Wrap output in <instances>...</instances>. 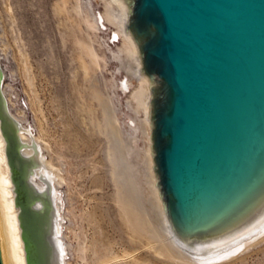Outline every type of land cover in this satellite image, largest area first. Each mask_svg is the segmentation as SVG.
<instances>
[{
    "label": "water",
    "instance_id": "obj_1",
    "mask_svg": "<svg viewBox=\"0 0 264 264\" xmlns=\"http://www.w3.org/2000/svg\"><path fill=\"white\" fill-rule=\"evenodd\" d=\"M89 3L165 241L194 263L263 244L264 0Z\"/></svg>",
    "mask_w": 264,
    "mask_h": 264
},
{
    "label": "rangeland",
    "instance_id": "obj_2",
    "mask_svg": "<svg viewBox=\"0 0 264 264\" xmlns=\"http://www.w3.org/2000/svg\"><path fill=\"white\" fill-rule=\"evenodd\" d=\"M63 1L0 0V90L6 111L19 129L27 131L26 144L58 168L57 180L65 178L57 186L54 172L42 168L39 182L44 186L39 188L32 179L38 178L37 166H42L36 156H28V182L50 202L48 235L55 232L56 214L64 264L103 260H108L106 264H200L159 255L146 234L134 236L123 215L108 156L113 142L93 129L86 110L94 104L96 116L102 119V107L93 99L95 90L112 100L125 136L126 162L132 166L128 170L120 165L121 182L126 185L128 173L135 174L141 205L156 223L147 205L121 91L89 0H67V12L59 11ZM88 35L94 40L100 64L91 80H85L80 62V40H88ZM21 143L23 153L22 139ZM40 201L37 198L34 205L40 206ZM206 264H264V243Z\"/></svg>",
    "mask_w": 264,
    "mask_h": 264
},
{
    "label": "bare ground",
    "instance_id": "obj_3",
    "mask_svg": "<svg viewBox=\"0 0 264 264\" xmlns=\"http://www.w3.org/2000/svg\"><path fill=\"white\" fill-rule=\"evenodd\" d=\"M63 4L64 6H59L60 10H58L67 12V0H64ZM93 41L90 35H88V40L86 38L80 40V48L82 49L81 51H83L81 52L83 54L80 55V62L84 71V78H86L85 80H91L100 67L99 56L93 48ZM86 57H90V60ZM25 68L28 69L27 64H25ZM1 77L2 68H0V80ZM3 94L4 93L0 90V199L11 264H64V248L61 241L57 238L59 234H57L58 221L56 219V214L55 223L52 222L53 227L55 226V232L53 235H48V224L51 222L50 202L48 200L44 201L28 182V173L31 165L28 156H36L42 166H37L39 169V171L37 170L38 178L35 177L32 179L37 182L36 184L39 185V188L42 189L44 186L39 182L42 168L46 172L47 170H52L54 172L55 177H53V179L57 186V182H59V186H61L65 178L59 176L57 180L56 172H58V168L55 167L52 162L46 163L42 155L39 153L36 154L35 149L26 144L29 139L28 133L23 128L19 129L17 123L8 115ZM81 97L83 96L81 95ZM93 99L97 100L102 107V119L96 116L97 112L94 110V104L88 103L89 106L86 110L91 116L93 129H97L101 135H105L113 142L109 147L108 156L113 166L112 176L117 186V201L123 215L130 224L134 236L142 238L145 236L144 234H146L149 242L154 245L156 252L163 257H169L174 261H188L180 258L170 247L165 241L157 223H154L149 213L144 210L138 194V188L134 177L135 174L128 173L126 185L121 182V177L123 175L121 167L129 170L132 166L126 162L127 152L124 150V148H126L125 136L117 119L112 100L104 97V95L97 90L94 92ZM18 132H20L21 139L24 141L25 149L23 153L20 151L22 143L21 139L18 137ZM39 140L42 139L39 138L38 141ZM118 153L121 154V158L117 157ZM46 180L50 179L48 178ZM53 191L54 190L50 187L48 188V193L51 196L54 195ZM37 198L41 199L40 206L34 205ZM107 261L108 260H103L97 264H106ZM188 262L194 263L191 261Z\"/></svg>",
    "mask_w": 264,
    "mask_h": 264
}]
</instances>
